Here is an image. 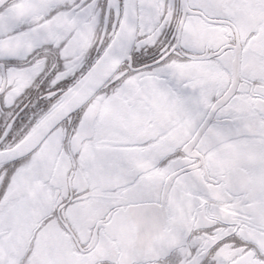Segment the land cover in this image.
I'll return each instance as SVG.
<instances>
[{
  "label": "snow or ice",
  "instance_id": "1",
  "mask_svg": "<svg viewBox=\"0 0 264 264\" xmlns=\"http://www.w3.org/2000/svg\"><path fill=\"white\" fill-rule=\"evenodd\" d=\"M0 264H264V0H0Z\"/></svg>",
  "mask_w": 264,
  "mask_h": 264
}]
</instances>
